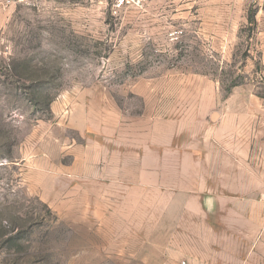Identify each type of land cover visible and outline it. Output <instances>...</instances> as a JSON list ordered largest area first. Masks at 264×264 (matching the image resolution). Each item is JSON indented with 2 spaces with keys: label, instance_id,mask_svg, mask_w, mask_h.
<instances>
[{
  "label": "rangeland",
  "instance_id": "1",
  "mask_svg": "<svg viewBox=\"0 0 264 264\" xmlns=\"http://www.w3.org/2000/svg\"><path fill=\"white\" fill-rule=\"evenodd\" d=\"M211 98L264 115L258 0H0V264H264Z\"/></svg>",
  "mask_w": 264,
  "mask_h": 264
},
{
  "label": "crops",
  "instance_id": "2",
  "mask_svg": "<svg viewBox=\"0 0 264 264\" xmlns=\"http://www.w3.org/2000/svg\"><path fill=\"white\" fill-rule=\"evenodd\" d=\"M256 22H259V18H256ZM224 40L227 42L226 39ZM204 83L208 84L207 80ZM210 101L213 102H200L205 109L203 114L196 117L194 121L195 129L205 134L204 146L207 149L204 152L192 150L191 153L227 156V160L233 161L232 164L238 171L246 172L247 178L253 180L252 184H255V174L264 171V115H243L237 113V110L230 111L226 106L229 102H216L214 98ZM249 191H251V183L245 185V189L239 188L236 196L242 203L256 202L260 194H254L251 197L254 200L247 199ZM214 264L263 263L249 258L226 260Z\"/></svg>",
  "mask_w": 264,
  "mask_h": 264
},
{
  "label": "built area",
  "instance_id": "3",
  "mask_svg": "<svg viewBox=\"0 0 264 264\" xmlns=\"http://www.w3.org/2000/svg\"><path fill=\"white\" fill-rule=\"evenodd\" d=\"M260 5L264 8V0H258Z\"/></svg>",
  "mask_w": 264,
  "mask_h": 264
}]
</instances>
